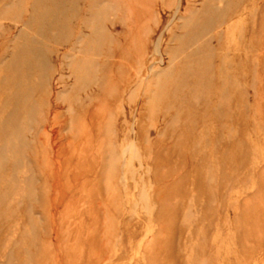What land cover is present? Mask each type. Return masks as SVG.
Returning a JSON list of instances; mask_svg holds the SVG:
<instances>
[{"label":"rangeland","instance_id":"obj_1","mask_svg":"<svg viewBox=\"0 0 264 264\" xmlns=\"http://www.w3.org/2000/svg\"><path fill=\"white\" fill-rule=\"evenodd\" d=\"M81 1L0 20V264H264V0Z\"/></svg>","mask_w":264,"mask_h":264},{"label":"bare ground","instance_id":"obj_2","mask_svg":"<svg viewBox=\"0 0 264 264\" xmlns=\"http://www.w3.org/2000/svg\"><path fill=\"white\" fill-rule=\"evenodd\" d=\"M119 1H122V0H119ZM126 1H128V0H126ZM12 2H13V0H0V20H3V21H7V22H9V21H12L14 18H13V13H12V10L14 9H19L20 7H23V8H25L27 11H29V14H30V16L28 17V19L25 21V23H26V25H25V27H26V31H24L25 32V35H27L28 37H26V39L25 40H27V38H30L31 37V35L29 34V32H30V30L31 29H33V30H35V33H36V35L38 36V37H40V38H43V39H46L45 38V34H46V30H48V32H49V30H51V29H56V26H60V25H58V22H59V20H60V18H63V17H65V16H63V15H59V16H57L56 15V8L55 7H57V6H59V4H68V5H76L77 3H80V2H82L81 0H28L27 2H25L24 0H16V1H14V3H13V7H11L12 5H10V9H8V10H5V8H6V6L7 5H9L10 3L12 4ZM83 3V2H82ZM85 3H87L88 5L86 6V8L89 10V13L91 12V13H93V11H96L97 10V12L98 13H100V14H106L107 12H112L113 13V10H114V8L113 7H110V5H108V4H110V3H113V0H86V2ZM25 6H24V5ZM78 5V4H77ZM83 6V5H82ZM114 6H115V4H114ZM214 6V3H212L211 4V6L210 7H213ZM79 7V6H78ZM59 8V7H58ZM82 8V7H81ZM74 9V8H73ZM80 9V8H79ZM45 11H46V14H45ZM104 11V12H103ZM125 11V8H120V12H124ZM126 11H127V9H126ZM126 11L124 12V13H126ZM214 12V11H213ZM12 13V14H11ZM64 13V12H63ZM97 13V14H98ZM57 14H58V12H57ZM82 14V13H81ZM74 15V14H73ZM75 16V15H74ZM97 16V15H96ZM19 17V16H18ZM86 18V17H85ZM98 18V17H97ZM215 18H216V15L215 16H213V19H211L209 22H208V24H214L215 22ZM64 19V18H63ZM62 19V20H63ZM16 20H17V18H16ZM38 20V21H37ZM15 21V20H14ZM32 21H33V24H32ZM64 21V20H63ZM62 21V22H63ZM91 21H93V20H91ZM17 22V21H16ZM57 22V23H56ZM82 22V21H81ZM86 22H88L87 20H86ZM34 23L36 24V25H38V26H34ZM68 23V22H67ZM83 23V22H82ZM24 24V23H23ZM60 24V23H59ZM66 24V23H65ZM127 24H129V23H127ZM15 25V24H14ZM17 25V24H16ZM69 25V24H68ZM79 25V24H78ZM215 25V24H214ZM1 26V25H0ZM20 26V25H19ZM24 26V25H23ZM2 27V26H1ZM62 27V26H61ZM65 27V26H64ZM91 27V26H90ZM89 27V28H90ZM63 28V27H62ZM67 28H69V27H67ZM79 28H80V26H79ZM97 29V28H96ZM100 29V28H99ZM28 30V31H27ZM16 32V27L15 26H12V27H9V29H8V34L10 35L9 36V38L14 34ZM50 32H52V31H50ZM97 32V31H96ZM76 33V32H75ZM87 33V32H86ZM32 34V33H31ZM85 34V33H84ZM86 35V34H85ZM15 36V35H14ZM23 36H24V34L22 33V32H18V35L16 36V38L18 37V41L17 42H6L5 41V43H3V44H1L0 45V58L1 57H3L4 55H5V52H6V50L7 49H12V53H10L9 54V56L7 57L8 58V60L4 63V64H2L1 63V61H0V85H3L2 84V82H3V80H5V79H7V77L9 76L10 77V75H12V71H13V69H14V64H16L18 61H19V57H20V54L22 55V53H26V52H31L32 50H34V48H36L37 49V47L39 46V41L37 40V39H32V41H29L30 42V45H28L27 44V46L24 48V44H21V42H19L20 40H22V38H23ZM81 36H82V34H81ZM95 36V35H94ZM49 37V36H48ZM75 37V36H74ZM53 38V37H52ZM59 38V37H58ZM71 39V38H70ZM92 39V38H91ZM97 39H99V38H97ZM112 39V38H111ZM31 40V39H30ZM48 40V39H47ZM46 40V41H47ZM79 40V39H78ZM85 40H86V38H85ZM101 40V39H100ZM106 40V39H105ZM24 41V40H23ZM60 40L59 39H55L53 42H56V43H58ZM76 41H77V38H76ZM75 41V42H76ZM84 41V40H83ZM94 41V40H93ZM193 41L194 40H192V41H190L189 42V44H187L186 42L183 44L184 46H183V48H189L190 47V45H192L193 44ZM4 42V41H3ZM25 42V41H24ZM51 42V41H50ZM86 42V41H85ZM103 42V41H102ZM61 43V42H60ZM78 43V42H77ZM52 44V43H51ZM72 44H74V43H72ZM76 44V43H75ZM105 44V43H104ZM186 44L188 45V46H186ZM70 45V44H69ZM102 45V44H101ZM71 47L73 48V49H75L74 47H73V45H71ZM39 48V47H38ZM41 48V47H40ZM103 48V47H102ZM106 48V47H105ZM156 48V47H155ZM182 48V49H183ZM69 49V48H68ZM41 51H42V49H40ZM76 50V49H75ZM83 50H85V48L83 47V48H81L79 51L80 52H83ZM180 50V49H179ZM76 51H78V50H76ZM109 51H110V49H109ZM180 51H183V50H180ZM195 52V51H194ZM110 53H111V51H110ZM30 54H32V52L30 53ZM40 54V53H39ZM29 55V54H28ZM33 55V54H32ZM38 55V54H37ZM77 55H78V52H77ZM193 56H195L196 54H192ZM39 56V55H38ZM43 56H45V55H42V58H43ZM79 57H82V56H80L79 55ZM78 57V58H79ZM86 57V56H85ZM26 58V57H25ZM28 58V57H27ZM39 58H40V56H39ZM68 58V57H67ZM36 59H38V58H36ZM35 60V59H34ZM42 60V59H41ZM41 60H40V62H39V64L38 65H40V63H41ZM91 60V59H90ZM39 61V60H38ZM42 61H44V59L42 60ZM84 61V60H83ZM88 61H89V59H88ZM24 62V61H23ZM36 62V61H35ZM85 62V61H84ZM87 62V61H86ZM190 61L188 60V58H187V63H189ZM227 62V61H226ZM225 62V63H226ZM43 63H45V62H43ZM97 63V62H96ZM24 64V63H23ZM28 64V63H27ZM46 64V63H45ZM86 65V64H85ZM223 65H225V64H223ZM23 66V65H22ZM33 66V65H32ZM84 66V65H83ZM199 66V68L197 67V66H194V67H192L193 68V70H194V76H199L200 74H199V70H200V72H201V70H202V66L199 64L198 65ZM27 67V66H26ZM38 67V66H37ZM81 67H82V65H81ZM85 67V66H84ZM188 67V66H187ZM186 67V68H187ZM189 67H190V65H189ZM40 68V67H39ZM88 68V67H87ZM98 68V67H97ZM9 69H11V71H9L8 72V70ZM189 70L191 69V67L190 68H188ZM40 70H41V68H40ZM39 70V71H40ZM43 70V69H42ZM44 70H45V68H44ZM79 70H80V68H79ZM188 70V71H189ZM35 71V70H34ZM33 71V72H34ZM67 71V70H66ZM98 71V70H97ZM187 71V70H186ZM25 72V71H24ZM26 72H28V70L26 71ZM43 72V71H42ZM84 72H85V70L83 71V75H84ZM81 73H82V71H81ZM187 73V72H186ZM208 73V71L206 72V74ZM26 74V73H25ZM68 74V73H67ZM185 73H184V71H183V68H181V71H180V77L178 78V80L174 83V86H172V88L174 89V91H173V93H175V92H179V91H181V89L180 88H182V87H184L183 85H186L185 84V82H186V76L184 75ZM223 74V73H222ZM18 75V74H17ZM23 75V74H22ZM28 75V74H27ZM224 75V74H223ZM40 76H42V74H40ZM25 77V76H24ZM33 77V76H32ZM73 77V76H72ZM222 78H221V81H222V84H224V85H226L227 84V79L224 77V76H221ZM34 78V77H33ZM36 78V77H35ZM25 80H26V78H24ZM37 79V78H36ZM44 79V78H43ZM200 79H203V78H200ZM205 79V78H204ZM56 80V79H55ZM72 80V79H71ZM24 82V81H23ZM220 82V81H219ZM4 83V82H3ZM22 83V82H21ZM53 83V82H52ZM80 84V83H79ZM8 85V84H7ZM17 85V84H16ZM28 85V84H27ZM72 85V84H71ZM78 85V84H77ZM206 85V84H205ZM22 86V85H21ZM79 86V85H78ZM84 86H86V85H84ZM182 86V87H181ZM200 86H203V85H200ZM207 86V85H206ZM206 86H205V88H206ZM73 87V86H72ZM28 88H29V86H28ZM185 88V87H184ZM202 88V87H201ZM209 88V87H208ZM207 88V89H208ZM9 89H11V88H9ZM23 89H25V88H23ZM70 89H71V87H70ZM193 90L194 89H200V87H199V82L198 83H195L194 84V88H192ZM203 89V88H202ZM221 89H223V85H222V88ZM204 90V89H203ZM202 90V91H203ZM16 91V90H15ZM20 92L22 91L21 89L19 90ZM73 91V90H72ZM152 91V90H151ZM207 91V90H206ZM220 91V90H219ZM218 91V92H219ZM10 92H12V90L10 91ZM9 92V93H10ZM26 92V91H25ZM153 92V91H152ZM201 92V91H200ZM222 92V91H221ZM225 92H226V90H225ZM224 92V93H225ZM8 93V92H7ZM24 93V92H23ZM11 94V93H10ZM26 94V93H25ZM205 94V93H204ZM153 95V94H152ZM198 95V94H197ZM7 96H9V95H7ZM148 96V95H147ZM172 96H173V94H172ZM225 96V95H224ZM226 96H227V94H226ZM5 97V96H4ZM11 97L13 98V99H15V101L16 102H20V100H18L17 98H16V94H14V95H11ZM22 97V96H21ZM20 97V98H21ZM176 97V96H175ZM220 97V96H219ZM148 98V97H147ZM194 98V97H193ZM5 99V98H4ZM24 99H25V97H24ZM226 99V98H225ZM227 101V100H226ZM4 102V101H3ZM24 102H28V100L27 101H24ZM14 103V102H13ZM21 103V102H20ZM19 103V104H20ZM25 104V103H24ZM23 104V105H24ZM28 104H29V102H28ZM57 104V103H56ZM7 105H10V104H7ZM37 105V104H36ZM21 106H22V104H21ZM13 107V106H12ZM29 108H30V106H29ZM58 109V108H57ZM10 110H11V108H10ZM75 110V109H74ZM0 113H1V110H0ZM24 113V112H23ZM28 113H29V111H28ZM210 113V112H209ZM5 114H7V113H5ZM2 117V116H1ZM25 117V116H24ZM212 117V116H211ZM214 118V117H213ZM19 120V119H18ZM3 125H2V123L0 122V131H3ZM11 131V130H10ZM198 131V130H197ZM15 137H17V136H15ZM9 138V137H8ZM1 140H3V141H5L6 140V136L5 135H2V139ZM16 146V145H15ZM18 154V153H17ZM1 156H2V153H1ZM4 157H5V155H4ZM1 158V157H0ZM6 159V158H5ZM15 161V160H14ZM2 169V168H1ZM20 172V171H19ZM2 173H3V171H2ZM18 176H20L19 175V173H18ZM28 222V221H27Z\"/></svg>","mask_w":264,"mask_h":264}]
</instances>
